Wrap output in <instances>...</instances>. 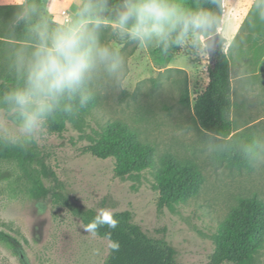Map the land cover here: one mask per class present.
Returning <instances> with one entry per match:
<instances>
[{"label":"rangeland","instance_id":"1","mask_svg":"<svg viewBox=\"0 0 264 264\" xmlns=\"http://www.w3.org/2000/svg\"><path fill=\"white\" fill-rule=\"evenodd\" d=\"M199 1L179 0L186 9L200 8ZM79 2L53 0L52 10L66 11L61 17L67 21ZM111 31L101 30V39L108 41ZM203 40L193 36L180 53L167 56L158 53L155 44L140 46L117 36L108 44L123 58L119 78L105 71L94 76L89 85L97 105L88 114L76 115L63 137L47 134L42 127L26 134L13 112L1 110L0 138L36 144L78 203L97 210H130L149 234L166 237L177 249L180 264H209L220 222L237 198L256 194L264 199V155L252 170L231 166L222 155V141L196 118L194 95L206 87L214 65L208 52L195 44L205 46ZM236 56L240 65L233 72L232 133L260 135L264 145V95L257 85L243 81L247 66L240 52ZM186 84L190 106L181 102ZM113 122L126 124L153 144L158 162L170 154L197 163L205 177L199 194L159 213L154 168L117 178L114 159L82 154V148ZM29 184V175L15 162L0 161V231L14 243L12 247L0 242V264H104L111 242L85 232L82 222L63 206L31 197ZM252 264H264V247Z\"/></svg>","mask_w":264,"mask_h":264},{"label":"trees","instance_id":"2","mask_svg":"<svg viewBox=\"0 0 264 264\" xmlns=\"http://www.w3.org/2000/svg\"><path fill=\"white\" fill-rule=\"evenodd\" d=\"M50 0H26L22 4L0 5V98L9 89L19 86L22 81L14 67L15 53L23 49L26 53L33 46L32 24L48 19L55 26L57 21L48 11ZM112 15L122 0H107ZM33 5L39 10V17H33L32 24L17 20L22 6ZM200 8L213 12L216 23L202 37L207 38L218 32L223 19V0H200ZM110 24L102 28L111 29ZM193 37L189 35L182 45L171 44L167 51L157 46L158 53L173 56L183 50ZM197 39L201 36L197 37ZM104 38V37H103ZM117 39L113 31L105 39ZM225 40L221 38L220 48L213 67L209 69L208 84L194 95V114L206 131L222 141V155L234 167L252 170L254 163L264 155L263 138L248 131L233 134L230 117L233 106V72L240 63L237 53L224 52ZM197 47L207 49L201 43ZM248 72L243 81L262 89L264 95V52H240ZM248 73V74H247ZM255 89V87H254ZM87 102L81 105L79 96L66 102L53 112L42 126L45 133L63 137L68 124L75 116L88 114L97 105L98 97L90 85L84 90ZM261 95V94H260ZM182 104L191 105L188 85L181 98ZM12 112L0 102V111ZM99 159H114V176L124 178L147 168H154L155 187L158 190L157 207L162 213L167 206L186 202L199 194L205 181L202 170L191 160H180L168 154L157 160L156 147L141 140L138 132L124 123L107 124L99 135L81 150ZM0 161L15 162L30 177L29 194L36 200H50L63 206L70 214L87 225L96 215L97 209L80 204L68 189L66 183L48 166L36 144L12 143L0 138ZM37 166L38 168H36ZM118 225L109 229L107 225L93 233L111 242L104 264H180L177 249L166 237L149 234L135 221L132 211H115ZM219 234L214 250L209 255V264H252L257 253L264 247V199L256 194L240 195L227 216L220 222ZM109 233L111 234L109 236ZM0 242L14 245L11 236L0 231ZM118 243V247H113Z\"/></svg>","mask_w":264,"mask_h":264},{"label":"clouds","instance_id":"3","mask_svg":"<svg viewBox=\"0 0 264 264\" xmlns=\"http://www.w3.org/2000/svg\"><path fill=\"white\" fill-rule=\"evenodd\" d=\"M112 11L107 0H80L66 22L52 26L48 19L32 24L40 15L38 8L21 7L17 20L32 24L33 46L27 53L23 49L15 53L14 67L22 83L9 89L0 102L17 116L24 133L38 132L53 112L77 96L81 105L86 103L84 90L98 72L119 78L123 58L100 39L106 23L120 39L163 46L164 51L173 43L182 45L189 35L206 34L216 23L212 11L186 9L179 0H122L114 17ZM105 225L109 229L118 225L109 208L99 209L84 231L95 233Z\"/></svg>","mask_w":264,"mask_h":264},{"label":"crops","instance_id":"4","mask_svg":"<svg viewBox=\"0 0 264 264\" xmlns=\"http://www.w3.org/2000/svg\"><path fill=\"white\" fill-rule=\"evenodd\" d=\"M25 0H0V5L22 4ZM49 13L54 20L66 22L60 13ZM224 14L218 30L225 40L224 52H264V0H223ZM204 39V37H200Z\"/></svg>","mask_w":264,"mask_h":264},{"label":"water","instance_id":"5","mask_svg":"<svg viewBox=\"0 0 264 264\" xmlns=\"http://www.w3.org/2000/svg\"><path fill=\"white\" fill-rule=\"evenodd\" d=\"M220 43H221V37L219 32L207 38H204L203 40V44L205 45L207 52L209 56L212 58L214 64L216 62V58L220 48Z\"/></svg>","mask_w":264,"mask_h":264},{"label":"built area","instance_id":"6","mask_svg":"<svg viewBox=\"0 0 264 264\" xmlns=\"http://www.w3.org/2000/svg\"><path fill=\"white\" fill-rule=\"evenodd\" d=\"M63 14H67L66 11H63Z\"/></svg>","mask_w":264,"mask_h":264}]
</instances>
